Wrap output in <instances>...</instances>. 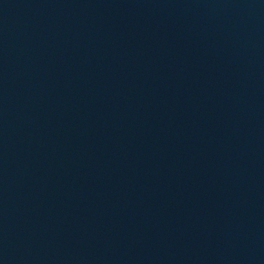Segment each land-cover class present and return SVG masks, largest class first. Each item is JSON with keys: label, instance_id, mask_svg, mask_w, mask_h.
<instances>
[{"label": "water", "instance_id": "1", "mask_svg": "<svg viewBox=\"0 0 264 264\" xmlns=\"http://www.w3.org/2000/svg\"><path fill=\"white\" fill-rule=\"evenodd\" d=\"M0 264H264V0H0Z\"/></svg>", "mask_w": 264, "mask_h": 264}]
</instances>
